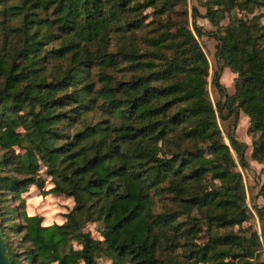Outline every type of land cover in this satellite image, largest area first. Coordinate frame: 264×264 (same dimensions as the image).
I'll return each instance as SVG.
<instances>
[{
	"label": "trees",
	"instance_id": "trees-1",
	"mask_svg": "<svg viewBox=\"0 0 264 264\" xmlns=\"http://www.w3.org/2000/svg\"><path fill=\"white\" fill-rule=\"evenodd\" d=\"M202 5L216 39L210 81L186 0H0L8 264H97L100 254L107 264H264L257 231L231 230L249 210L216 119L234 128L246 114L257 134L251 156L264 164V9L255 12L264 0ZM191 15L199 31L196 6ZM224 66L236 71L232 93L220 81ZM227 136L248 166L246 143L232 129ZM42 164L47 191L73 198L62 222L43 224L24 209L20 193L44 186ZM254 207L264 230V203ZM87 222L98 223L100 237L83 229ZM201 231L208 236L199 244Z\"/></svg>",
	"mask_w": 264,
	"mask_h": 264
},
{
	"label": "rangeland",
	"instance_id": "rangeland-1",
	"mask_svg": "<svg viewBox=\"0 0 264 264\" xmlns=\"http://www.w3.org/2000/svg\"><path fill=\"white\" fill-rule=\"evenodd\" d=\"M203 0H186L187 15L186 21L188 26L193 31L195 37L200 43L203 52L205 53L208 60V81H210L213 70L217 66L216 58V39L212 34L209 33L212 24L208 21L206 17H203L201 13L205 11V6L202 5ZM193 6H196L200 15L196 17V22L201 24L202 28L199 31L194 29L192 24L193 19L191 15V9ZM264 7L255 8V12L258 10H263ZM145 11L149 12L150 8H147ZM151 14L147 19L151 18ZM264 19V17L262 18ZM236 76V71L230 66H224L220 75V81L226 86L227 91L232 93L234 90V79ZM208 91L209 97L213 103L219 98L217 90L208 82ZM217 123L221 130V140L227 143L230 147V151L236 162L235 168L240 171L244 183V192L245 199L247 202V207L249 210L248 217L240 225H233L232 229L238 233H251V230L257 231L260 240V248H258V261L264 262V230H262V221L260 220L258 210L254 207V203L257 205H262L264 203V197L259 194L260 186L264 181V164L258 162L251 156L252 151V140L257 134L248 132V116L243 112H240L237 125L233 128L231 127V122L227 119H222L217 114ZM234 131V135L240 141L246 143L245 147V157L248 161V166L244 167L238 162L237 153L232 147L228 139V131ZM40 173L44 177L45 182L42 188H39L35 184H31L27 187L26 191L20 193L24 200V209L28 214H38L42 216V223L48 224L51 222H62L65 220V212L71 209L73 206V198L67 196L63 193H53L48 192L47 188L52 185L50 181V176L45 172V166L42 164L40 167ZM19 201V199L17 200ZM97 222H87L83 229L89 230L90 233L95 237H100V234L97 230ZM228 229V228H227ZM208 231H201L197 237L194 238L196 243H203L207 239ZM76 244V243H75ZM182 251V247L179 246L176 249V252ZM8 257V256H7ZM185 260V259H184ZM9 261V260H8ZM111 262V258L108 255L100 254L97 257V264H107ZM200 264H204L202 260L199 261ZM56 264V262L50 263ZM118 264H131L127 260L119 262ZM207 264H211L207 262Z\"/></svg>",
	"mask_w": 264,
	"mask_h": 264
},
{
	"label": "water",
	"instance_id": "water-1",
	"mask_svg": "<svg viewBox=\"0 0 264 264\" xmlns=\"http://www.w3.org/2000/svg\"><path fill=\"white\" fill-rule=\"evenodd\" d=\"M0 264H8L5 255V248L1 236H0Z\"/></svg>",
	"mask_w": 264,
	"mask_h": 264
}]
</instances>
